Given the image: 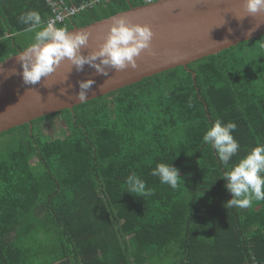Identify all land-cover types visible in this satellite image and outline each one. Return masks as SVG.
I'll list each match as a JSON object with an SVG mask.
<instances>
[{
    "label": "trees",
    "instance_id": "16d2710c",
    "mask_svg": "<svg viewBox=\"0 0 264 264\" xmlns=\"http://www.w3.org/2000/svg\"><path fill=\"white\" fill-rule=\"evenodd\" d=\"M142 5L116 0L58 28ZM29 11L41 27L53 16L47 0H0V62L28 48L19 17ZM189 69L0 135V264H264V201L226 208L221 179L264 144V35ZM57 118L62 137L38 132ZM217 119L237 124L240 150L226 167L202 142ZM160 163L179 169L176 189L151 175ZM133 172L151 195L128 191Z\"/></svg>",
    "mask_w": 264,
    "mask_h": 264
},
{
    "label": "water",
    "instance_id": "95a60500",
    "mask_svg": "<svg viewBox=\"0 0 264 264\" xmlns=\"http://www.w3.org/2000/svg\"><path fill=\"white\" fill-rule=\"evenodd\" d=\"M243 4L244 0H159L114 15L132 24L148 25L154 37L151 52L141 53L135 69H108L107 77L97 74L89 65L77 72L65 59L40 83L26 85L17 58L26 49L21 50L0 62V135L27 124L32 130L38 119L74 110L167 71L179 67L190 71L192 63L262 37L264 13L248 16ZM114 16L68 31L90 34L87 46L81 50L83 55L99 50ZM192 74L196 79L195 72ZM89 79L95 84L87 101L80 102L76 97L79 82Z\"/></svg>",
    "mask_w": 264,
    "mask_h": 264
},
{
    "label": "clouds",
    "instance_id": "9594fccd",
    "mask_svg": "<svg viewBox=\"0 0 264 264\" xmlns=\"http://www.w3.org/2000/svg\"><path fill=\"white\" fill-rule=\"evenodd\" d=\"M244 11L248 16L264 13V0H244ZM245 18V17H244ZM104 42L98 51L88 55L82 54L90 34L87 32H68L65 28H57L53 23L41 27V17L36 11H29L19 17V21L29 27L26 31L35 32L34 42L17 56L22 68V79L26 85H36L55 72L62 61L67 59L76 71H82L84 65L95 69L97 74L108 76V69L124 70L137 67L136 60L145 50L151 52V41L154 33L148 25L132 24L122 16L112 17ZM94 80L79 82L76 97L86 102ZM191 107V104H189ZM237 130L234 122L224 123L217 119L205 132L202 142L211 145L220 164L224 167L240 150V143L232 133ZM151 175L159 177L160 182L172 189L178 187L181 180L179 169L168 164H157ZM221 179L226 181L224 187L232 196L224 206L226 208L247 209L253 201H264V144L255 146L246 156L241 158L230 171H224ZM128 191L140 195H151L146 191V183L135 172L126 178Z\"/></svg>",
    "mask_w": 264,
    "mask_h": 264
},
{
    "label": "built area",
    "instance_id": "2783aa9c",
    "mask_svg": "<svg viewBox=\"0 0 264 264\" xmlns=\"http://www.w3.org/2000/svg\"><path fill=\"white\" fill-rule=\"evenodd\" d=\"M116 0H84L75 3L72 0H47L52 9L53 16L48 23H53L58 28V24L67 23L76 19L78 16L97 9L100 6L108 5ZM143 5L153 4L159 0H141ZM47 23V24H48Z\"/></svg>",
    "mask_w": 264,
    "mask_h": 264
},
{
    "label": "rangeland",
    "instance_id": "374dc122",
    "mask_svg": "<svg viewBox=\"0 0 264 264\" xmlns=\"http://www.w3.org/2000/svg\"><path fill=\"white\" fill-rule=\"evenodd\" d=\"M34 36V32L30 31L28 34H22L19 39L22 45L29 46L34 42ZM64 130V124L61 118H57L54 121H48L38 128V132L51 135L55 138L62 137Z\"/></svg>",
    "mask_w": 264,
    "mask_h": 264
}]
</instances>
